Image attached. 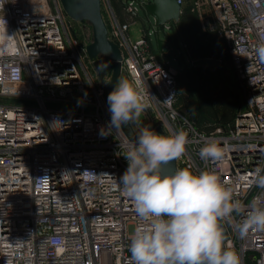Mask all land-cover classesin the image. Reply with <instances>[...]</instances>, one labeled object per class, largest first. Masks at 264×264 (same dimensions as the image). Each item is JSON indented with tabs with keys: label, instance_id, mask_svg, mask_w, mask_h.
Returning a JSON list of instances; mask_svg holds the SVG:
<instances>
[{
	"label": "built area",
	"instance_id": "1",
	"mask_svg": "<svg viewBox=\"0 0 264 264\" xmlns=\"http://www.w3.org/2000/svg\"><path fill=\"white\" fill-rule=\"evenodd\" d=\"M102 3L124 78L149 92L140 124L162 135L187 132L179 169L214 172L245 205L264 199L250 183L264 163V63L255 53L264 44V0L194 3L203 19L204 7L212 17L247 104L229 130L209 134L176 108L178 70L160 58L152 31L131 40V25L152 0H124V20L111 0ZM2 18L12 38L0 39V264H132L129 242L139 221L119 185L132 143L109 126L106 88L86 54L91 40L71 37L60 0H0ZM176 23L154 32L169 41ZM175 57L180 63L176 49ZM213 139L226 148L223 158L201 160L200 148ZM246 216L247 209L221 221L231 225L226 246L241 264H264V232L241 237L237 229Z\"/></svg>",
	"mask_w": 264,
	"mask_h": 264
},
{
	"label": "clouds",
	"instance_id": "2",
	"mask_svg": "<svg viewBox=\"0 0 264 264\" xmlns=\"http://www.w3.org/2000/svg\"><path fill=\"white\" fill-rule=\"evenodd\" d=\"M11 38L7 21L0 19V39ZM255 53L264 63V44ZM148 101L149 92L142 81L117 80L107 96L109 126L119 130L138 122L150 106ZM101 135L105 134L101 131ZM188 144L183 129L162 135L145 126L136 143L127 148V168L119 185L132 201L139 221L129 242L132 264H241L239 253L225 244L221 221L246 209V218L237 225L240 236L250 229L264 232L261 196L245 205L212 171L195 172L187 167L169 174L162 171L166 162L184 156ZM225 152L226 148L213 139L200 148L199 156L201 160L218 161ZM251 175L250 183L264 195V163Z\"/></svg>",
	"mask_w": 264,
	"mask_h": 264
},
{
	"label": "trees",
	"instance_id": "3",
	"mask_svg": "<svg viewBox=\"0 0 264 264\" xmlns=\"http://www.w3.org/2000/svg\"><path fill=\"white\" fill-rule=\"evenodd\" d=\"M196 0H183V10L181 14V18L179 22L176 23L174 30L170 33L167 38L172 43L173 47L177 49V46L181 44H185L187 46L188 52L185 53L183 51L180 52L179 61L181 64H185L189 60V55L194 54L195 57L193 59H201V58H214L221 60V64L216 68H209V67H202V66H190L188 68H184L182 70L193 68L198 71L199 79L194 77L185 76L178 81L177 86V101H176V108L181 109L178 106V100L180 101V92L179 89L187 88L190 90L193 95L197 98H202V95H209L210 97H233L232 100L233 104L230 106V117H232V122L242 114L247 109V104L244 99L243 93L241 88L239 87V83L232 67L230 58L228 57L225 46L222 40L219 39L217 35L216 26L214 25L212 18L210 17L209 13L204 7V19L203 17H199V11L195 8L194 3ZM111 4L121 20L126 19V15L123 12L124 0H111ZM104 17L106 19V15L103 10ZM205 24V27H202L200 19ZM69 26H70V35L74 38L78 39L81 45L86 44V39H82V34L80 30H78V24H88L89 23H79L76 21L68 19ZM202 22V23H203ZM213 26H212V25ZM214 38V39H213ZM215 39L220 43L222 47V51L220 54L217 50V43ZM183 47V46H182ZM182 72V71H178ZM216 75L215 81L220 83V88L216 92L212 89H209L208 76L209 75ZM181 83V86L179 87ZM183 86V87H182ZM190 87V88H189ZM197 90V92H196ZM207 94V95H206ZM182 111V110H180ZM184 113V112H183ZM195 123V125H194ZM193 125L200 131L205 132L207 134L213 132L215 128H205L199 126L196 122ZM219 125L224 126L227 129L226 121L218 122ZM229 125V124H228ZM222 128L221 126H218ZM223 128V129H224Z\"/></svg>",
	"mask_w": 264,
	"mask_h": 264
},
{
	"label": "water",
	"instance_id": "4",
	"mask_svg": "<svg viewBox=\"0 0 264 264\" xmlns=\"http://www.w3.org/2000/svg\"><path fill=\"white\" fill-rule=\"evenodd\" d=\"M61 7L68 18L79 23H89L92 29V40L86 46L88 59L95 67L100 82L105 86L107 96L114 89L116 81L122 76V52L119 45L109 37V28L103 14L102 0H60ZM182 4L179 0H152L146 5L145 11L153 16L155 27L175 21L181 18ZM157 46L160 56L167 60L168 64L180 71L190 66H202L216 68L221 64V60L214 58H201L180 64L175 57V49L171 42L157 35ZM165 48L169 52H165ZM111 68V79L106 81V75ZM122 130L128 141L136 143L139 135L136 133L132 123L122 126ZM177 161L166 162L162 171L169 174L178 170ZM226 240L231 231L230 224H221Z\"/></svg>",
	"mask_w": 264,
	"mask_h": 264
},
{
	"label": "rangeland",
	"instance_id": "5",
	"mask_svg": "<svg viewBox=\"0 0 264 264\" xmlns=\"http://www.w3.org/2000/svg\"><path fill=\"white\" fill-rule=\"evenodd\" d=\"M140 16L141 18H139L135 24L131 25V28H130L131 40L135 41L139 39L143 35L144 29L146 28L149 29L150 31H152L151 39L154 44V48L160 56L161 54L157 46V35L154 32L155 31L154 18L153 16L149 15L144 10H140ZM77 27H78V30H80V33L82 34L81 36L82 39L83 37L84 39H86L87 41L86 43H88L89 40H92V29L90 25L78 24ZM160 36L161 38H165V35L162 31L160 33ZM215 41L218 47L217 50L219 51L218 54H220L222 51V47L216 39ZM182 46L183 44L181 43H180V46L179 45L177 46L176 50H177V54L179 55H180V52H182L184 48ZM165 52L168 53L169 49L165 48ZM194 57H195L194 54H190L189 60L191 61L195 60L193 59ZM161 59H164V58H161ZM180 71L182 72H178V81H181V79L185 76L194 77V78L199 77L198 71L193 68L186 69V70H180ZM208 77H209L208 78L209 80L207 81H208L209 89H212L214 92L219 90L221 85L218 81H215L216 75L212 74V75H209ZM180 86H181V83L179 87ZM179 92H180V101L178 100V106L181 108L180 110H182V112H184L187 115L189 121L192 122V124L196 122L201 127L211 128V129L215 128L216 130L217 128H219L218 126H221L222 129L224 128V126L219 125L218 122L226 121L228 128L227 129L224 128L223 130L225 131L229 130L230 127L233 126V123L235 121L232 122L233 118L230 117V111H231L230 106H232L233 104L232 103L233 102L232 100L234 99L233 97L230 98V97L220 96V97L214 98L206 94L207 96L202 95V98L199 99L195 97V95H193V93L190 90H188L187 88H181V87L179 89ZM139 121L134 122L133 126L135 127L136 132L140 135L141 129L143 128V126L140 124Z\"/></svg>",
	"mask_w": 264,
	"mask_h": 264
},
{
	"label": "flooded vegetation",
	"instance_id": "6",
	"mask_svg": "<svg viewBox=\"0 0 264 264\" xmlns=\"http://www.w3.org/2000/svg\"><path fill=\"white\" fill-rule=\"evenodd\" d=\"M121 78H124V74H123V72H122V76H121ZM120 78V79H121ZM106 81L109 83V81H110V79H111V68H110V70L108 71V74L106 75ZM133 124V123H132Z\"/></svg>",
	"mask_w": 264,
	"mask_h": 264
},
{
	"label": "crops",
	"instance_id": "7",
	"mask_svg": "<svg viewBox=\"0 0 264 264\" xmlns=\"http://www.w3.org/2000/svg\"><path fill=\"white\" fill-rule=\"evenodd\" d=\"M183 7V6H182ZM199 17H201V14H199ZM212 18V17H211ZM200 19V18H199ZM179 22V21H178ZM200 22H201V25H202V27H203V24H204V22L202 21V19H200ZM203 22V23H202Z\"/></svg>",
	"mask_w": 264,
	"mask_h": 264
}]
</instances>
